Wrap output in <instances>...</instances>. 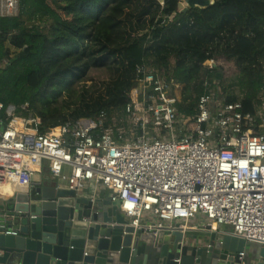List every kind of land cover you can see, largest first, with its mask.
I'll list each match as a JSON object with an SVG mask.
<instances>
[{"label": "built area", "instance_id": "1", "mask_svg": "<svg viewBox=\"0 0 264 264\" xmlns=\"http://www.w3.org/2000/svg\"><path fill=\"white\" fill-rule=\"evenodd\" d=\"M19 4L0 0V16H17ZM205 63L216 66L213 59ZM136 82L125 108L112 111L121 110L119 116L102 109L45 132L40 117L23 114L29 103L0 102V187L21 179L31 185L45 164L77 192L110 190L136 229L225 225L264 246V76L253 110H244L243 93L229 102L213 79L204 83L193 115L176 105L183 84L154 65H137ZM12 196L0 191L3 201Z\"/></svg>", "mask_w": 264, "mask_h": 264}, {"label": "trees", "instance_id": "2", "mask_svg": "<svg viewBox=\"0 0 264 264\" xmlns=\"http://www.w3.org/2000/svg\"><path fill=\"white\" fill-rule=\"evenodd\" d=\"M179 2L20 0L17 16H0V102L29 103L23 114L40 117L45 132L125 108L136 67L146 63L183 84L176 105L187 115L204 83H221L228 67L237 72L231 90L238 86L244 110H253L264 76V0H219L186 12Z\"/></svg>", "mask_w": 264, "mask_h": 264}, {"label": "water", "instance_id": "3", "mask_svg": "<svg viewBox=\"0 0 264 264\" xmlns=\"http://www.w3.org/2000/svg\"><path fill=\"white\" fill-rule=\"evenodd\" d=\"M219 0H180L177 11L208 9ZM172 98V89L167 93ZM73 129V127H71ZM13 206H9L10 203ZM0 264H262L232 251L215 232L136 229L119 201L77 192L40 173L0 203ZM7 230L18 231L17 234Z\"/></svg>", "mask_w": 264, "mask_h": 264}, {"label": "crops", "instance_id": "4", "mask_svg": "<svg viewBox=\"0 0 264 264\" xmlns=\"http://www.w3.org/2000/svg\"><path fill=\"white\" fill-rule=\"evenodd\" d=\"M66 170L69 171V168H67ZM40 173H43V175H45V176L51 177V175L48 172V168H47V166L45 164L43 165L42 171ZM22 183L24 185L20 189H27L29 187V185H30L28 180H24ZM61 184L64 185V186H67L66 183H62L61 182ZM18 187H19V183L17 182L15 184H13L12 186L9 185L8 188H6V190L4 188L0 187V191L5 192V194H6V193L9 192L8 190L10 188V192H11V189H13V193H12V195H13L17 191V189L19 190ZM92 188L93 187H91V189H89V187H87L84 191H87V192H90V193H94L95 196L103 197V198H106V197L110 196V192L111 191L108 190V189H105V188L101 187V188H99V189H97L95 191ZM7 197H10V196H7ZM2 201L3 200L0 198V203ZM202 227H200L199 229L194 230V231H196L197 233L201 232V231H209L208 227H205V228H202ZM210 231L211 232H215L217 234V236H218V239L219 240H223L225 242V244L232 251H235V252H238V253L239 252H244L245 255H253L254 253H256L258 251L257 245L259 246V244L254 243V242H248L245 239L236 236L232 232L231 228H229L228 226H225V225H218L216 227L213 226L210 229Z\"/></svg>", "mask_w": 264, "mask_h": 264}, {"label": "rangeland", "instance_id": "5", "mask_svg": "<svg viewBox=\"0 0 264 264\" xmlns=\"http://www.w3.org/2000/svg\"><path fill=\"white\" fill-rule=\"evenodd\" d=\"M234 69H231L230 67H228L227 69H226V71H225V77H222V75H219L218 76V78H219V80L221 81V88H222V90L223 91H225L226 93H229V92H231V91H233V92H235V93H237V94H239L240 93V88L238 87V86H236V87H234L232 90H231V87L233 86V84L232 85H230L232 82H234L235 80H236V75H237V72L236 71H233ZM230 85V86H229ZM120 112H118V111H114L113 113H112V115H117V116H119V114H121L122 113V111L121 110H119ZM193 126H194V123L193 122H189V127L190 128H193ZM176 131H178V129L176 128L175 129ZM24 180H20L19 181V188H21V187H23V182ZM17 183V182H16ZM62 183H65L64 181H62ZM10 186H12L13 185V183H11V184H9ZM15 186V185H14ZM13 202L12 203H10V207L11 206H13ZM257 247H261L260 245L258 246L257 245Z\"/></svg>", "mask_w": 264, "mask_h": 264}, {"label": "bare ground", "instance_id": "6", "mask_svg": "<svg viewBox=\"0 0 264 264\" xmlns=\"http://www.w3.org/2000/svg\"><path fill=\"white\" fill-rule=\"evenodd\" d=\"M46 179H48V176H46ZM21 180H25V179H21ZM8 186H9V185H8ZM7 188H8V187H7ZM18 188H19V187H18ZM19 190H22V189L19 188ZM8 191H9V192L6 193L5 196H10V197H11V196H12V193H13V189H11V192H10V188H9ZM6 192H7V191H6Z\"/></svg>", "mask_w": 264, "mask_h": 264}]
</instances>
